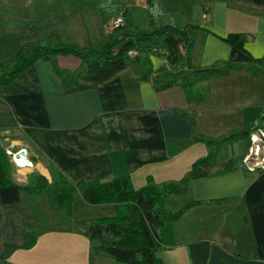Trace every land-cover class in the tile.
Wrapping results in <instances>:
<instances>
[{
	"label": "crops",
	"instance_id": "obj_1",
	"mask_svg": "<svg viewBox=\"0 0 264 264\" xmlns=\"http://www.w3.org/2000/svg\"><path fill=\"white\" fill-rule=\"evenodd\" d=\"M96 1L101 0H0V64L26 44L106 37L103 24L90 13L96 11L83 10ZM119 1L131 8L136 23L149 28L148 0ZM172 1L186 5L164 13L153 8L160 24L206 28L193 30L184 68L170 69L166 78L160 79L158 71L166 59L151 54L148 66L131 60L104 83L79 80L67 87L70 74L63 69L79 71L83 64L77 57L59 56L36 61L0 86V147L26 148L33 162L12 166L15 181L41 186L66 179L128 178L135 187L150 177L160 186L180 182L208 154L207 145L193 135L214 139L243 131L257 119L264 108V0H197L188 8L192 0ZM146 12L148 18H141ZM230 33L252 35L246 51L223 40ZM186 71L216 73L189 87H156ZM187 116L195 121V131ZM247 146L248 137L222 145L208 176L192 180L186 194L164 198L163 207L173 211L192 200L222 199L198 203L162 226L159 256L166 264H264V170L246 169ZM56 208L64 207L52 206L48 189L22 190L19 203H0V264H99L103 256L66 226ZM115 211L113 204L91 205L78 196L70 220ZM44 219L60 226L51 233V228H38ZM30 231L39 236L26 248Z\"/></svg>",
	"mask_w": 264,
	"mask_h": 264
},
{
	"label": "trees",
	"instance_id": "obj_2",
	"mask_svg": "<svg viewBox=\"0 0 264 264\" xmlns=\"http://www.w3.org/2000/svg\"><path fill=\"white\" fill-rule=\"evenodd\" d=\"M153 0H148L153 8ZM83 10L94 9L101 17L107 36L102 39H89L86 46L60 43L51 45L44 41L40 45H24L10 59L0 64V86L14 81L22 72L38 60H54L59 56H74L81 60L83 68L79 71L63 69L70 77L65 82L67 87L77 85L79 80L99 85L110 80L118 72L124 70L131 60L140 61L144 66L149 64V55H158L167 63L158 71L160 79L168 77L170 69L184 68V58L193 47L191 36L195 29H205L201 25L186 24L179 27L174 24L162 25L155 11L150 10V25L146 28L142 23L132 19L131 8L122 5L119 0H101L84 4ZM252 35L230 33L223 40L230 45L245 49V42ZM128 39H133L127 42ZM31 52V54H30ZM226 67L234 64L225 63ZM216 72L192 73L186 71L182 76L168 79L162 88L183 85L192 86ZM157 82V81H156ZM190 125L195 131L196 123L191 116ZM264 127V108L255 121L240 132H231L214 139L193 135L195 140L203 141L208 147V154L197 159L191 166L187 177L180 182L156 184L150 177L148 183L135 187L128 178H117L112 181L98 179L63 181L43 184L41 186H24L12 177L13 163L5 149L0 147V203L17 204L20 202L22 190L35 194L43 189L50 191L53 207H64L69 216L74 211V202L80 196L91 205L113 204L115 214L89 221L88 231L92 238H99L100 244L91 246V251L104 252L118 264H166L159 256L164 248L160 239L162 226L176 221L191 207L198 203H218L222 199H209L186 203L178 210L163 207L167 196H181L188 192L192 180L208 176L210 162L218 154L222 145L248 137ZM26 248L35 245L39 234L35 231L27 233Z\"/></svg>",
	"mask_w": 264,
	"mask_h": 264
},
{
	"label": "rangeland",
	"instance_id": "obj_3",
	"mask_svg": "<svg viewBox=\"0 0 264 264\" xmlns=\"http://www.w3.org/2000/svg\"><path fill=\"white\" fill-rule=\"evenodd\" d=\"M195 1H197V0H192L189 3V5H187V8H188V6H193ZM152 2H154L153 3V6H154L153 8H156V7L159 8L160 7V8H162L161 10H163V13H164V11H166V8H173L175 10H181L182 11L183 5H186V4H182V3H177V1H172V0H153ZM153 8L151 10L152 11H155ZM90 13L98 19V23L101 26L102 21H101L100 15L99 14L97 15V13L94 12V11L93 12H90ZM140 16H141V18H144V17H145V19L148 18L147 12L141 14ZM169 17H171V16L169 15L168 18ZM149 18H150V16H149ZM88 39H89V37H88ZM68 41H69L68 43H70V44H76L75 42H77V41H73V39H68ZM78 42L79 43H77V44H79L80 46H86L88 44L87 43V40H85L84 38L83 39H80V41H78ZM30 54H31V52H30ZM248 143H249V138H248ZM2 148L5 149V147H3V146H2ZM223 153L224 152L222 151L220 153V156ZM52 209H54V208H52ZM55 211H62V215L65 218V222L67 223L66 226L67 227H69V226L72 227L73 231L76 230L78 234L82 235L83 236V242H84V244H88L89 247H91V246H97L98 244H100L99 238H97V239L96 238H92L91 235H90V233H89V231H88L89 221L90 220H88V221H86V220H80V221H75L74 222V221L70 220L71 217L69 216V214L67 213V211H66L65 208H56ZM102 214H106V213H102ZM105 216L106 215H103L101 217H105ZM45 218H47L46 215H45ZM58 226H60V223L57 220L55 222H53L52 219H51L50 223H48V222H46V219H44L43 224L41 226H38V228H40V229L41 228H45V227L51 228V229H49L50 230V233H51L52 230H53V228H55V227L57 228ZM80 229H83V232H81ZM95 253H98L97 255L103 256L102 257V260H101V262L99 264H118L113 258L109 257L104 252H95ZM93 258H95V257H93ZM90 259H91V257H90ZM88 264H95V263L94 262H88Z\"/></svg>",
	"mask_w": 264,
	"mask_h": 264
},
{
	"label": "built area",
	"instance_id": "obj_4",
	"mask_svg": "<svg viewBox=\"0 0 264 264\" xmlns=\"http://www.w3.org/2000/svg\"><path fill=\"white\" fill-rule=\"evenodd\" d=\"M10 160L17 168L33 166L26 148L14 150L5 147ZM244 166L250 172L264 170V127L252 132L249 136V146L243 158Z\"/></svg>",
	"mask_w": 264,
	"mask_h": 264
},
{
	"label": "water",
	"instance_id": "obj_5",
	"mask_svg": "<svg viewBox=\"0 0 264 264\" xmlns=\"http://www.w3.org/2000/svg\"><path fill=\"white\" fill-rule=\"evenodd\" d=\"M131 40H133V39H128L127 42H130Z\"/></svg>",
	"mask_w": 264,
	"mask_h": 264
},
{
	"label": "clouds",
	"instance_id": "obj_6",
	"mask_svg": "<svg viewBox=\"0 0 264 264\" xmlns=\"http://www.w3.org/2000/svg\"><path fill=\"white\" fill-rule=\"evenodd\" d=\"M248 146H249V143H248ZM248 146H247V149H248Z\"/></svg>",
	"mask_w": 264,
	"mask_h": 264
}]
</instances>
